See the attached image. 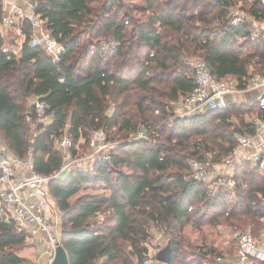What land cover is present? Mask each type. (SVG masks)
<instances>
[{
	"label": "trees",
	"instance_id": "obj_1",
	"mask_svg": "<svg viewBox=\"0 0 264 264\" xmlns=\"http://www.w3.org/2000/svg\"><path fill=\"white\" fill-rule=\"evenodd\" d=\"M202 1L146 0L140 9L153 13L143 22L121 0H34L35 14L65 48L53 60L31 43L27 18L21 56L3 49L0 0V139L18 157L32 158L37 172L52 176L46 187L60 211L70 264H142L153 229L172 247L171 261L159 264H230L223 251L205 244V237L198 244L188 229L238 233L236 249L241 233L263 240L260 167L240 166L234 187L198 180L191 168L208 153L223 163L238 135L253 136L257 127L246 116L264 118L259 101L190 116L174 111L196 86L193 56L219 79H236L239 88L264 73V31L251 39L253 22L232 25L230 18L241 6L264 20V4L208 0L200 8ZM37 101L46 105L43 118ZM96 130L112 145L81 161L83 147L85 156L92 152ZM65 134L71 138L66 149L58 144ZM65 161L68 168L53 176ZM28 237L27 229L0 218V264H29L18 253Z\"/></svg>",
	"mask_w": 264,
	"mask_h": 264
},
{
	"label": "built area",
	"instance_id": "obj_2",
	"mask_svg": "<svg viewBox=\"0 0 264 264\" xmlns=\"http://www.w3.org/2000/svg\"><path fill=\"white\" fill-rule=\"evenodd\" d=\"M264 4V0H261ZM35 2L32 4V11L27 12L24 8L17 6L10 16L4 17V21L11 24L21 25L24 19H29L32 25L31 43L42 45L47 52L53 56V60H58L64 52V46L51 34L46 27L44 20L34 12ZM231 24L239 25L246 20L253 22L251 39L258 38L262 33L261 26L264 20L250 17L249 13L241 6L231 9ZM195 72L196 86L182 101L179 107V116H190L203 111L206 108H220L228 105L226 94L236 91L238 81L236 79H219L207 66L202 58H197L191 62ZM251 88H261L259 103L264 110V73L255 74L248 82ZM45 103L37 101V112L39 118H43ZM252 123L260 129L264 125V118L253 117ZM238 144L234 147L236 152L241 147L253 146V137L248 135H238ZM66 149L71 144V138L65 134L58 143ZM90 145L95 156L104 149L112 145L107 141L105 134L101 130L93 132ZM261 151L249 156L252 167L264 169V144ZM70 162L65 161L60 170L53 176H60L68 168ZM192 176L198 180H213L215 185L234 187L236 180L234 177L223 179L221 173L215 165H210L205 161L194 159L191 162ZM52 176H47L36 171L32 158L22 159L10 150L5 143L0 140V218L7 223H14L24 227L30 233V237H45L51 249L50 259L47 264H51L58 244H62L59 233V210L54 205L49 190L46 187L47 181ZM160 248H149L142 264H159L158 253ZM253 259L264 260V238L258 240L250 232L239 235V247L235 259L230 264H253Z\"/></svg>",
	"mask_w": 264,
	"mask_h": 264
},
{
	"label": "rangeland",
	"instance_id": "obj_3",
	"mask_svg": "<svg viewBox=\"0 0 264 264\" xmlns=\"http://www.w3.org/2000/svg\"><path fill=\"white\" fill-rule=\"evenodd\" d=\"M166 1V0H164ZM208 0H203L202 2H200V8H202L204 6V4L207 2ZM122 3L125 4V7H127L131 13V15L134 17V19H136L137 21H143V22H147L149 16L151 15L152 11H142L140 8H142L141 6L144 5L146 3V0H121ZM133 5L135 6L134 9ZM198 7V8H199ZM182 7H180L181 9ZM192 6H190V8H188V11L192 10ZM127 10V9H126ZM180 11H177L175 14H178ZM153 13V12H152ZM129 21H133V18H128ZM200 24V22L198 23ZM200 58L198 56H193L190 58L189 63L192 66L191 62L194 61L195 59ZM181 103L177 104L176 108H175V116H179L180 115V111L178 109V107H180ZM254 114V112L248 113L246 118L247 120L250 119L249 121H252L253 117L252 115ZM139 133V132H138ZM137 133H131L129 138H134L136 137ZM120 139V138H119ZM117 141H125V139H121V140H117ZM81 152V161L86 160L87 158L90 157L91 153L88 156H85V153H88L87 150L85 149V147H83ZM207 157H205V162L209 163L210 165H215L216 162L213 161V157L211 155V153L206 154ZM221 164V163H220ZM220 164H216V165H220ZM215 165V166H216ZM83 191H88V192H92L93 189L91 188H84ZM59 215H60V211H59ZM100 220H103L102 216L99 217ZM61 227H59L58 230H60ZM153 232V236L152 238L148 241V247L149 248H160L162 249L163 247H165L167 245L166 240L163 236V234L158 231V230H151ZM193 238L196 240V242L199 244L203 241V237H205L206 239L204 240L205 244L207 245H211L213 247H216L217 249L223 251V253L226 254H230L232 255V253L235 252L236 250V246H237V234L238 233H234V234H230L229 230H225V231H221L218 232L216 231L215 233L213 232V228H209L206 227L205 228V232H203L202 234L200 233H195V232H191L190 229H188V231ZM209 246V248L211 247ZM51 249V245L49 244V242L47 241V239L45 237H39V238H35V237H28V240L26 242V245L21 247L18 251V253L22 256L25 257L28 261L29 264H47L49 262L50 259V254L49 251ZM231 252V253H230ZM225 255V254H224Z\"/></svg>",
	"mask_w": 264,
	"mask_h": 264
},
{
	"label": "crops",
	"instance_id": "obj_4",
	"mask_svg": "<svg viewBox=\"0 0 264 264\" xmlns=\"http://www.w3.org/2000/svg\"><path fill=\"white\" fill-rule=\"evenodd\" d=\"M3 5V19L4 17L10 16L9 14L13 13L15 7L20 6L24 8L28 13L32 11V4L34 0H1ZM4 21V20H3ZM262 31H264V25L261 26ZM1 33L5 38V43L3 49L7 52H13L21 56L23 44L26 41V36L22 32L21 25L11 24L7 21H4L1 26ZM262 92L261 88H238L236 91H232L226 94V99L228 105L232 103H247L252 105L259 101V96ZM259 112H254L253 117L258 116ZM253 117L252 120H253ZM250 119H248L249 121ZM252 122V121H251ZM253 137V146L250 147H241L236 152H233L232 155L227 158L217 169L224 177H231L235 174L236 170L243 164L249 165V156L253 153L255 154L258 151H261L264 144V125L257 128L256 133ZM1 140V139H0ZM256 168V167H254ZM264 172L263 168H259ZM238 249L235 250L233 255L226 254L224 261H233L235 259Z\"/></svg>",
	"mask_w": 264,
	"mask_h": 264
},
{
	"label": "water",
	"instance_id": "obj_5",
	"mask_svg": "<svg viewBox=\"0 0 264 264\" xmlns=\"http://www.w3.org/2000/svg\"><path fill=\"white\" fill-rule=\"evenodd\" d=\"M172 247L170 243H167L158 253V259L165 263L171 261ZM51 264H70L68 253L63 244H58L55 250V256Z\"/></svg>",
	"mask_w": 264,
	"mask_h": 264
}]
</instances>
